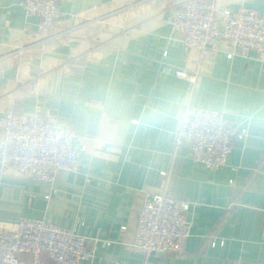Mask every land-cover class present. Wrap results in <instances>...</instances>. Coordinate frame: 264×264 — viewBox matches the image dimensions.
Instances as JSON below:
<instances>
[{"label": "crops", "instance_id": "1", "mask_svg": "<svg viewBox=\"0 0 264 264\" xmlns=\"http://www.w3.org/2000/svg\"><path fill=\"white\" fill-rule=\"evenodd\" d=\"M178 1L57 0L60 16L44 34L21 0H0V117L9 109L29 117L41 102L74 130L81 159L78 173L59 170L52 185L3 176L0 226L36 219L98 237L101 242L89 246L92 259L83 264H264V128L234 140L227 165L209 170L192 161L188 144L174 151L181 123L144 128L138 120L173 94L209 109L219 102L234 110L264 102V64L225 41L210 50L194 85L175 76L195 73L198 59L196 49L184 51L167 22ZM204 1L218 12L245 7L264 13V0ZM105 95L125 114L128 131L97 146L72 110L77 102L96 107ZM52 187L58 193L46 200ZM162 194L190 203L191 235L182 256L133 248L147 197ZM42 259L51 264L46 255Z\"/></svg>", "mask_w": 264, "mask_h": 264}, {"label": "built area", "instance_id": "2", "mask_svg": "<svg viewBox=\"0 0 264 264\" xmlns=\"http://www.w3.org/2000/svg\"><path fill=\"white\" fill-rule=\"evenodd\" d=\"M20 4L27 18H39L40 33H47L60 16L57 0H21ZM167 22L179 34L186 53L194 49L198 52L195 73L175 72L178 79L191 85L195 84L204 59L219 41L229 43L240 55L256 53L264 64L262 12L245 7L218 12L208 1L181 0L170 11ZM60 124L39 101L29 117L7 110L0 117V179L15 173L52 185L59 170L78 173L81 159L74 145L77 135L71 128L73 137L58 136L56 129ZM247 134L244 129H233L225 117L188 121L181 123L174 136L173 149L177 153L188 144L193 162L216 170L227 165L234 140H243ZM81 150L86 152V146ZM57 193L52 187L45 199ZM189 208L190 203L166 194L148 196L138 219L133 248L146 255H184L191 235ZM100 242L98 237L81 236L42 220L21 219L0 226V264H46L43 255L51 264H83L93 257L90 243L96 246Z\"/></svg>", "mask_w": 264, "mask_h": 264}, {"label": "clouds", "instance_id": "3", "mask_svg": "<svg viewBox=\"0 0 264 264\" xmlns=\"http://www.w3.org/2000/svg\"><path fill=\"white\" fill-rule=\"evenodd\" d=\"M72 111L83 133L97 146L115 143L128 131L125 114L110 96L102 97L96 107L77 102ZM224 117L238 121L246 132L259 130L264 128V102H252L238 110L219 102L216 109H209L173 94L145 109L138 120L144 128H155L172 121L184 123ZM56 132L58 136L70 138L75 135L67 124L58 125Z\"/></svg>", "mask_w": 264, "mask_h": 264}, {"label": "water", "instance_id": "4", "mask_svg": "<svg viewBox=\"0 0 264 264\" xmlns=\"http://www.w3.org/2000/svg\"><path fill=\"white\" fill-rule=\"evenodd\" d=\"M152 255H156V256H162L163 254H160V253H155V254H152Z\"/></svg>", "mask_w": 264, "mask_h": 264}, {"label": "rangeland", "instance_id": "5", "mask_svg": "<svg viewBox=\"0 0 264 264\" xmlns=\"http://www.w3.org/2000/svg\"><path fill=\"white\" fill-rule=\"evenodd\" d=\"M181 1V0H180ZM179 2V1H178ZM210 3V2H209ZM212 4V3H211Z\"/></svg>", "mask_w": 264, "mask_h": 264}]
</instances>
